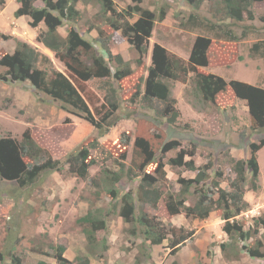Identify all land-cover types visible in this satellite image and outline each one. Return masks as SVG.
<instances>
[{
  "label": "rangeland",
  "instance_id": "1",
  "mask_svg": "<svg viewBox=\"0 0 264 264\" xmlns=\"http://www.w3.org/2000/svg\"><path fill=\"white\" fill-rule=\"evenodd\" d=\"M114 1L117 11L124 14L129 6L134 5L132 0ZM37 2L43 5L41 0ZM15 5L16 0H6L4 6L0 5V50L13 52L19 39L31 43L51 60L50 63L41 62V68L51 74L58 70L71 77L86 98L96 120L102 121L109 114L107 120H116V125L105 135H100L84 115L62 109L59 102L37 93L29 81L0 79V137H12L20 141L23 134L29 131L40 146L63 162L67 154L95 138L113 154L112 159L105 161L93 151L98 161L90 166L87 179L70 172L65 165L62 171L44 173L27 187H20L14 181H0V264H11V252L24 260L35 257L48 264H58L55 256L59 246L65 247L63 255L67 259L87 256L91 264H139L138 258L142 260L141 264H264V258H253L242 250V242L239 248L222 251L221 243L230 241L223 231L221 210H215L208 218L201 220L187 216L184 211L170 214L165 195L156 208L146 205L149 215L164 223L175 228L194 230V237L175 253H172L173 248L169 246L168 239L151 247L149 244L144 245L143 227L136 223L137 233L133 234L131 230L134 225L120 215L123 195L132 191L137 196L143 173L153 168L146 166L141 171L129 170L139 120L152 122L154 130L165 133L168 140L178 142L175 148L164 150L157 157V160L162 158L164 162L166 184L174 192L181 190L180 177L187 179L196 175V171L185 166L169 163V159L177 156L181 149L187 152L194 149L195 154L191 156L188 153L185 159L193 158L197 166L211 162L210 178H214L216 171L221 169V185L228 188L229 181L235 176L232 160L248 158L250 142H258L264 137V128L252 129L247 102L238 98L230 86L217 94L215 102H200L194 94V72H190L185 80L170 82L172 96L180 111L174 122L169 121V114L164 116L160 113L164 109L163 102L155 100L150 106L142 98L153 45L160 43L187 61L199 35L212 38L209 64L200 67L199 71L218 74L228 82L239 79L264 87V56L251 54L253 45L264 40V1L253 6V19L246 18L237 24H230L238 38L229 41L222 37L216 38L217 33L203 25L211 22L226 25L224 23L232 22L231 19H223L221 14H215V0H202L199 8L187 0H143L141 5L154 11L157 16L165 7L166 15L154 24L148 43L149 51L142 66L136 65L138 53L133 44L121 30H114L109 25L111 14L104 12L97 2L79 1L77 19L73 22L64 21L59 28L60 33L66 36L72 26L76 27L83 37L94 44L99 54L107 57L98 40L104 38L134 67L129 77L115 82L120 107L114 112L110 111L106 99V80L92 78L83 81L72 77L64 62L37 40V33L46 29L45 24L41 23L36 28L30 26L28 16L14 15ZM193 15L197 21L193 20ZM137 18L138 14H134V17H129V21L134 22ZM101 29L103 35L99 33ZM3 72L4 69L0 67V73ZM127 131L132 136L127 156L122 160L126 163L125 172L116 184L117 198L112 199L101 178L104 169L119 170L116 162L117 159L121 160L118 140L120 133ZM258 161L259 187L252 189L248 181L245 192L248 209L237 217L245 229L253 228L255 219L264 215V146L258 151ZM190 200L194 201L195 195L191 194ZM90 210L108 214V228L98 232L100 239L92 254L84 226L78 222ZM260 230L258 237L264 240V229ZM245 244L253 245L254 239ZM236 252H239L238 257H235Z\"/></svg>",
  "mask_w": 264,
  "mask_h": 264
},
{
  "label": "trees",
  "instance_id": "2",
  "mask_svg": "<svg viewBox=\"0 0 264 264\" xmlns=\"http://www.w3.org/2000/svg\"><path fill=\"white\" fill-rule=\"evenodd\" d=\"M18 8L14 11L16 17L28 16L29 25L36 28L41 23L46 26L45 30L37 33V40L54 52L55 56L64 62L66 68L76 80L87 81L92 78L105 79L108 94L107 101L114 112L120 107L117 96L116 81H121L129 77L134 67L130 61L108 44L104 38H98L107 57L99 54L94 44L83 37L80 31L72 26L68 34L63 36L59 28L64 21L73 22L79 15L77 3L79 1H93L101 4L104 12L111 14L109 25L114 30H121L128 41L133 44L138 53L136 65L144 64V57L149 51V38L152 36L156 20H163L166 15V8L163 7L159 15L151 9L143 7V0H132L134 5L129 6L126 14L117 11L114 0H41L43 5L37 6V0H17ZM190 4L200 7L202 0H187ZM264 0H215L216 12L221 14L223 19H231L232 22L221 25L216 22L203 24L210 30L217 33V37H222L229 41L237 40L238 36L230 28V24H237L246 18L253 19V6L257 2ZM6 0H0V5L4 6ZM138 14L134 22L129 21V17ZM193 20H198L194 15ZM103 35V29L99 30ZM212 38L199 35L192 46L189 59L185 61L181 57L171 53L165 46L155 43L151 53V65L148 67V75L145 79L143 101L148 105H153L155 100L164 103L162 115H170L169 121L174 122L180 111L176 107V99L172 96L171 81L185 80L190 72H194V94L203 104L215 102L216 96L221 91L230 86L234 94L247 102L251 116V126L254 130L264 128V87L255 85L239 79H232L229 82L222 76L215 73L199 71L200 67L209 64V49ZM251 54L264 56V40L257 42L251 49ZM51 62L49 57L39 51L34 45L24 40H17L13 52L0 50V67L4 69L0 73L1 80L29 81L37 93H43L59 102L60 107L66 111L80 113L91 122L100 135H105L116 125V120H107L109 114L103 120H96L89 107L86 98L81 93L79 87L73 79L65 73L55 70L53 74L41 68V62ZM112 66L114 70H112ZM110 113V112H109ZM132 134L122 132L119 137L121 160L117 159L118 171L103 170L102 182L108 190L112 199H116L118 189L116 184L121 180L125 172L126 163L122 161L127 156ZM177 140H168L163 132L154 130L152 122L139 120L136 137L133 145V155L129 170L145 169L152 166L149 171L143 173L138 187L137 196L129 191L123 195L120 215L126 222L134 226L131 230L137 233L136 223L143 227L144 245L153 246L169 240V246L175 253L188 240L194 237V230L185 228H175L171 224L164 223L161 219L149 215L146 205L154 208L165 195L166 206L170 214H178L182 211L187 216L197 219H206L215 210L222 211L224 220L223 231L229 237L230 242L221 243L222 251L229 248L238 247L242 242V250L253 258H264V240L258 237L260 229H264V215L255 219L251 229H245L237 217L241 212L248 209L245 200L246 185L248 181L252 189L256 190L260 174L258 161V151L264 146V137L260 141H252L249 144L250 156L246 159H233L235 176L229 181V187L221 185L223 171L218 169L216 176L210 178L209 170L212 163L197 166L193 158L186 160L189 153L195 154L194 149L187 152L181 149L177 156L170 158L169 163L173 166H185L186 169L196 171L193 178L180 177L181 190L174 192L168 189L166 184L167 172L165 165L157 157L160 152L175 148ZM102 157L105 161L113 158V154L97 138L91 140L79 149L67 154L65 162L54 158L51 153L40 146L32 137L29 131L23 134L19 141L12 137H0V181H14L20 187H27L34 184L44 173L62 171L65 165L70 172L77 174L81 178L89 177V168L97 163V157ZM155 173H153V172ZM250 174V178L248 177ZM193 188V191H192ZM165 192V193H164ZM195 195V200H190V195ZM140 207V209H139ZM137 209L139 213L136 214ZM108 214L89 211L81 216L78 222L84 226L90 253H94V248L100 239L98 232L106 231ZM254 239V244H245ZM103 246L106 249L105 240ZM64 246L58 247L55 256L58 264H91L89 257L79 255L73 260L67 259L63 254ZM146 253V250L144 251ZM239 256L236 252L235 257ZM151 257V256H149ZM2 259V254H0ZM138 263L142 260L138 258ZM11 264H48L42 259L27 257L24 260L21 256L11 252Z\"/></svg>",
  "mask_w": 264,
  "mask_h": 264
},
{
  "label": "crops",
  "instance_id": "3",
  "mask_svg": "<svg viewBox=\"0 0 264 264\" xmlns=\"http://www.w3.org/2000/svg\"><path fill=\"white\" fill-rule=\"evenodd\" d=\"M36 5L37 6H42L41 4H38V2L36 1ZM19 4H18V1L16 0V5H15V8H14V11L18 8Z\"/></svg>",
  "mask_w": 264,
  "mask_h": 264
}]
</instances>
